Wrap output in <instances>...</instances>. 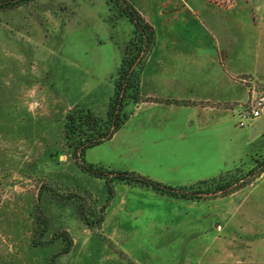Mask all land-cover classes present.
<instances>
[{"label": "rangeland", "instance_id": "rangeland-1", "mask_svg": "<svg viewBox=\"0 0 264 264\" xmlns=\"http://www.w3.org/2000/svg\"><path fill=\"white\" fill-rule=\"evenodd\" d=\"M5 1L14 5L0 9V264H264V113L236 122L235 164L188 188L189 197L118 182L111 197L106 180L82 167L68 116L107 120L134 23L107 0ZM129 1L156 31L145 91L165 87L159 76L180 90L213 77L237 121L249 86H264V0ZM124 112L127 123L86 159L145 174L168 153L140 133L165 113L131 100ZM151 170L166 181L185 177ZM237 180L244 186L232 193H192Z\"/></svg>", "mask_w": 264, "mask_h": 264}, {"label": "crops", "instance_id": "crops-1", "mask_svg": "<svg viewBox=\"0 0 264 264\" xmlns=\"http://www.w3.org/2000/svg\"><path fill=\"white\" fill-rule=\"evenodd\" d=\"M158 79L165 87L145 91L141 83L142 96L152 100L138 103L137 109L145 105L153 109L160 107L165 115L153 120L150 128L141 130L140 136L146 146L168 153V156L163 155L159 160L145 164V174L137 172L177 186L213 177L223 170L224 164H235L230 150L234 140L232 130L238 125L232 110L222 105L223 96L218 94L223 82L212 77V80L209 79V86L203 89L190 85L180 90L172 87L174 82L170 77L159 76ZM167 117L175 119L167 120ZM143 157L147 160V155ZM151 168L164 169L166 173H160L161 175L184 174L185 177L166 181L156 177L157 173Z\"/></svg>", "mask_w": 264, "mask_h": 264}, {"label": "trees", "instance_id": "trees-1", "mask_svg": "<svg viewBox=\"0 0 264 264\" xmlns=\"http://www.w3.org/2000/svg\"><path fill=\"white\" fill-rule=\"evenodd\" d=\"M107 3L109 5L115 4L121 8L122 12L134 23L135 33L125 48V54L115 80L114 92L110 99L107 120L103 122V120L98 119L90 111L83 112L84 114L82 115H76L74 113L70 114L68 116L67 137L69 139H74V133H80L79 139L76 140L75 151L77 152L78 157L81 158L82 167L89 173L106 180L111 197H114L115 194V182L124 183L130 186L150 188L163 195L189 197L191 195L189 193L191 192L188 191V188H193L195 184L206 183L210 179H203L191 185L173 186L152 179L149 176L143 175L134 170H110L108 172L102 166L89 163L86 159V152L89 148L112 139L128 121L130 115L124 112V107L130 100L136 105L142 101L152 100V98H144L142 96L141 83L145 63L157 42L155 28L145 19L131 1L107 0ZM11 5H14L11 1L1 2L0 9L9 8ZM167 102L169 101L167 100ZM78 122L80 123L79 125L77 124ZM85 126H87V129L84 128ZM261 167V173H263L264 164H262ZM255 171L251 170L250 173L255 174ZM111 175H113V177ZM211 180H215V177ZM238 181L239 180L225 182L212 191H201L199 190L200 188H195L192 193H201L204 195L224 193L226 191L227 194L232 193L244 186H238ZM38 218L43 222V225L47 227L48 221L40 205H38ZM103 220L104 219L99 222H103ZM66 238L70 239L69 236Z\"/></svg>", "mask_w": 264, "mask_h": 264}, {"label": "built area", "instance_id": "built-area-1", "mask_svg": "<svg viewBox=\"0 0 264 264\" xmlns=\"http://www.w3.org/2000/svg\"><path fill=\"white\" fill-rule=\"evenodd\" d=\"M264 113V86L256 83L249 86L248 98L243 111H238L237 124L240 127L249 125Z\"/></svg>", "mask_w": 264, "mask_h": 264}]
</instances>
